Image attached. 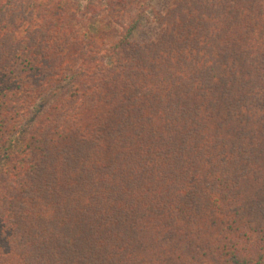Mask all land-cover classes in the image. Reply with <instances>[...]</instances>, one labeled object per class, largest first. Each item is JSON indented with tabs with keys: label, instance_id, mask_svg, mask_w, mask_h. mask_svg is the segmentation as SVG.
<instances>
[{
	"label": "trees",
	"instance_id": "1",
	"mask_svg": "<svg viewBox=\"0 0 264 264\" xmlns=\"http://www.w3.org/2000/svg\"><path fill=\"white\" fill-rule=\"evenodd\" d=\"M0 264H264V0H0Z\"/></svg>",
	"mask_w": 264,
	"mask_h": 264
},
{
	"label": "rangeland",
	"instance_id": "2",
	"mask_svg": "<svg viewBox=\"0 0 264 264\" xmlns=\"http://www.w3.org/2000/svg\"><path fill=\"white\" fill-rule=\"evenodd\" d=\"M165 2H166V0H151V3L152 4H154V5H156V6H159V7H163L164 5H165ZM149 15H152L151 14V12H149ZM105 22V27L107 28V29H109L111 26H113V25H116V23H115V19H113V22H112V24H107V22H106V20H104ZM143 30H148V31H150L151 30V25H147V22H145L144 24H143Z\"/></svg>",
	"mask_w": 264,
	"mask_h": 264
}]
</instances>
